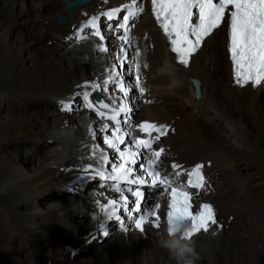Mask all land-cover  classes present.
<instances>
[{"label": "bare ground", "instance_id": "obj_1", "mask_svg": "<svg viewBox=\"0 0 264 264\" xmlns=\"http://www.w3.org/2000/svg\"><path fill=\"white\" fill-rule=\"evenodd\" d=\"M58 1L53 5L54 8L59 7ZM90 2L89 4L87 3L88 5L85 4V6H76L74 9L76 16L71 18V25L66 29V32L58 28L56 40L52 42L51 48L48 49V52L55 59L63 62V68L54 66L43 81L39 79L27 81L21 88L22 91H27L22 97L23 101H17L15 99V95L17 94L14 92H12L14 93L12 97L8 96L5 99H0V105H6L4 109L9 116V119L5 123H0L1 132L14 122L21 126L25 134H35V130H38L40 146L34 144V150L37 152L35 146H38V150L42 155V159L39 160L40 162L34 164L32 169L29 170V162L25 166L27 169L24 172L27 174L26 177L15 178L5 182L9 193L15 198L18 207L25 212L31 210V202L33 200L38 202L43 198L53 203V205H49L48 207L51 209L49 210L50 212L40 211L34 214L31 213L32 215L24 214V218L32 226L30 228L27 227L29 228L28 231L22 225H19L13 216H9L8 218L0 213V246L3 243L18 244L19 248L17 250L21 253H26V249L23 248L25 239L22 234L24 232L32 233L33 237L28 238L32 245L37 240L34 232L36 234L43 233L50 237H53L58 232V235L61 234L62 236L63 245L67 249L72 250L70 247H72L73 241H77L80 227L88 228L94 232L98 228L97 223L107 227L109 225L114 226L116 221H118V226L121 227L122 225L123 229H127L124 236L121 237L123 234L120 233V242H124L126 239L130 242L131 235L141 237L139 233L131 228L128 218L129 213L126 211L120 210L118 213L120 220H116L114 218L109 219L107 212L101 210V205L104 204L97 206L100 207L99 210H95L90 216L72 212L63 206H60V208L55 206L56 202L62 205L67 203L75 204L84 197V194L91 195L90 190L95 189L99 178H104V176L97 175V170L103 171L107 175L108 172H111L114 165L119 164L118 156L106 143L107 137H104V143L101 141L100 144L105 149L104 156H113L111 161H109L110 159L102 161L101 153L97 152V146V150H95L94 147L91 148L87 143L81 144L80 148L78 145V149L70 143L68 151H66L67 149H56L59 141L56 139L50 140L45 134V132L57 128V125L59 127V123L61 127L62 125H71L74 117L77 115L73 109L76 108L78 113L81 112L77 101H80V103L85 102L87 105L90 100L95 106L101 103L110 105L109 109H103L106 112V116L101 117L104 121V126L108 124L107 121L109 120L117 123L116 120L109 118L112 115L111 108H116L118 112L117 119L131 131L133 140L150 139L149 134L141 131L139 127L145 122L154 123L157 126H166L164 129L166 135L160 136L159 140L153 143L151 152L142 149V156L144 158L155 159L153 155L155 151L167 148L168 152L164 151L157 164L162 178L183 182V189L190 190L194 197L203 196L211 199L210 201L215 205V210L220 204V207L227 215V220L224 219L225 216L219 217L218 223H220L221 227H213L212 232L198 233L187 239L193 244L196 252L199 254V259L195 261L196 264L211 263L213 260L209 256L216 253L229 259V261L227 260L228 264H232L231 259L234 257L231 254L233 243H228L226 239L229 237L227 234L230 230L233 232H237L239 229L243 230V232L253 239L254 244L257 245L256 259L262 256L264 254V232L262 236L259 235V224L264 222V154L259 151L250 150L247 159L238 161L233 156V148H225L224 143L191 125L194 115L187 106V104H191L205 118L213 120L216 126H224L226 131L228 130L225 138L227 142L239 141L243 132V125L245 124H240L235 119L236 114L232 107L249 108L255 105L264 93V84L255 86L250 82L247 85H240L235 82L231 58L226 49L227 26L225 23H222L219 28L215 29L204 40L202 46L190 57L189 64L185 66L179 63L178 55L170 50L166 37L156 25L151 15L149 0H143L141 6L145 7L144 12L135 18L129 19L128 26L130 31L128 32V36L130 43L127 42V45H130V50L133 53L128 54L126 61L121 66L116 49L119 48L122 41H117L116 36L120 34L124 35L125 33L116 24L121 21L124 15H127V11H123V9L125 5H132V0H92ZM139 2L140 0H137V3ZM114 9H121L122 11L110 19L112 20V30L111 33L107 34L109 37L112 33L115 34H113L111 44L107 41V37L104 38L106 41L103 44L109 53V60L112 63L110 73H107V70L103 72L99 68H93L90 75H85L80 69V62L84 58L77 57L80 54H85V47L78 45L75 50H79V53H76L75 50L62 45L64 44V39L80 23L91 22L93 20L98 24V31H101L104 19ZM81 28L85 34L88 33V27L82 25ZM76 40L80 41L82 39L78 37ZM223 41L224 43H222ZM153 44L154 49L151 48ZM135 45L137 46L136 48ZM100 47H102L100 44L97 45L95 43L90 48L97 55V50ZM8 53L10 56H13L11 47L8 49ZM204 55H206L207 60L213 65L210 70L202 67ZM68 58H71L73 68L67 67ZM85 60H89V58H85ZM90 63L92 64L93 62L90 60ZM137 64L140 65L138 72L139 84L136 83ZM128 69H132V76L135 79L134 83L132 82L133 79L125 81L126 77L124 74L128 73ZM63 71L67 74V77L65 79L62 77L57 78V76H62ZM118 73H123V75L117 77ZM109 77H117L118 80L124 82L126 87L133 86L135 89L138 87V90L136 89L135 94L132 96V88L130 89L129 87V94L125 97L120 91L118 83L119 94L123 101L121 103L117 102L119 103L117 106L114 102H109L106 97L104 82ZM189 77L200 80V99L194 97L193 86L189 81ZM72 78L76 81L72 82ZM116 83L113 85L115 86ZM92 85H96L97 87L93 88ZM140 87L144 88L143 92L140 91ZM95 92L101 94V99L98 101L93 98ZM85 93L90 94L88 100L84 98ZM9 94L11 95V93ZM67 96H70L76 102L73 105H71L70 101L65 104L70 105V108H66L64 103H61L62 101L59 102V100ZM134 96L141 98L146 107L143 115L141 117L138 116L136 120L130 116V107L134 103ZM123 104V107H127V112L119 111L120 106ZM148 105L150 109H148ZM164 105H166V109H163ZM52 106L61 107V112L63 113L59 117L60 119L50 122L56 116L49 113ZM0 109L3 108L0 106ZM84 109L86 111L89 110V108L85 107L82 110ZM90 111L99 113L98 107L90 109ZM96 117L99 116L96 114ZM91 119V115L84 118L88 124L93 121ZM75 135L82 136L83 132L77 131ZM157 135L159 134L154 131L152 132L153 137ZM31 146L33 145H31V141L27 138L22 141H19V139L11 140L5 138L2 133L0 134V155L2 153L6 156L19 154L21 159L24 157L28 161L29 157L31 158L33 155ZM70 157H76V160L79 159L74 164H65V161ZM14 158L16 159V155ZM239 162L241 163L240 167L245 168H242L243 170L240 173L237 171L233 173L232 171L239 166ZM173 164L179 167L173 168ZM198 164L203 165L204 186L200 188L192 186L195 184V177L189 175ZM3 165L10 172L13 171L11 170L13 165L12 159L8 158L6 164H3L2 160H0V170ZM134 174L139 176L137 172H134ZM181 174H184L185 178H181ZM86 178H92L93 180L88 185L77 183V180L81 181ZM106 181L110 184L107 185L105 183L106 186L103 189L107 190L108 186L113 188H109L111 189L109 195H106L104 192V197L117 196L115 182L108 179ZM189 181L192 183L190 184ZM233 184L238 186L239 190L233 189ZM173 185L177 184L173 183L170 186ZM134 186L121 182L122 189L133 188ZM181 186L177 185V187ZM248 186L257 190V195L260 196L259 201H256L253 197L254 193L252 194L247 190ZM168 187L160 185L153 188L151 192H148L147 197L154 199L162 190L168 189ZM221 191L226 192L231 198L228 206L220 196ZM240 191H243V193H240ZM123 192L127 193V191ZM93 198L102 199L96 189L94 190ZM42 202L40 205L44 207L45 205L43 206ZM12 230H15L14 235L12 234ZM152 234L147 233L145 238H143L144 242H141L136 237L134 238L135 241L132 240L135 243L136 241L138 242L141 247L140 252L136 249H128L126 246H120L119 250H117L114 246L115 242L109 239L103 245L104 253L114 260H117V257L130 259L132 262L139 260L138 264H177L175 258L160 246L159 241L166 236L164 234H157V240L148 241ZM90 238L88 237L87 239L91 240ZM145 241L148 245L145 244ZM151 242L155 243L151 245ZM8 254L13 256L14 253L9 251ZM3 262L0 261V264Z\"/></svg>", "mask_w": 264, "mask_h": 264}, {"label": "rangeland", "instance_id": "obj_2", "mask_svg": "<svg viewBox=\"0 0 264 264\" xmlns=\"http://www.w3.org/2000/svg\"><path fill=\"white\" fill-rule=\"evenodd\" d=\"M0 1H1L0 4V52H1L0 53V99L2 98L5 99L8 96L12 97L13 94L16 93L17 95H15V99L17 101H23L22 97L27 93V91H22L21 88L22 86L25 85L27 81H33L34 79H39L40 81H43V79L47 76V74H49V72L54 68V66H59L61 67V69L63 68L64 66L63 62H61L58 59H55V57H53L52 54L48 52V49L51 48L52 42L56 40L55 38L58 35V28L63 29L64 32L67 31L66 29L71 25V18L76 16V12L74 10L76 7H74L70 11L66 10L64 6V0H59V1L58 0H0ZM57 1L59 7L54 8L53 5ZM143 8L145 10V7ZM63 16L65 18L64 24L60 22V18H62ZM122 22L123 19H121V21L118 24H116L117 27H119V25ZM82 25L88 27L89 31L87 34H85L83 30H81ZM86 25H89V22L80 23L76 28L72 29L68 33L67 38L64 39V44L62 45L65 47H69L72 50H75L78 47V45H83V47H85V54H80L79 56H77L84 58V60L80 62V69L85 75H90L93 68H99L103 72L107 70L106 72L110 73V68H112L111 67L112 63L109 60L110 58L109 53L107 52V50L105 51L102 49H104L103 44L104 41H106V39H104L105 37H107V41H109V43L110 42L112 43L113 34L115 33H112L110 37L107 34L109 32L111 33L112 20H110L109 17H106L104 19L101 27V31L99 30L103 38H101V36L95 35L96 31H98V27L95 28ZM119 29L121 28L119 27ZM78 37L81 38L82 40L80 41L76 40L78 39ZM95 43L97 45L100 44L102 46L100 47L99 50H97L98 51L97 55L90 48L91 45ZM222 43H224V41ZM10 47L13 52V56H10L8 53V49ZM136 47L137 46L135 45V48ZM128 48H129V54L130 53L132 54L133 51L130 50L129 44H128ZM151 48L152 49L155 48L154 44ZM75 51L76 53H79V50H75ZM85 58H89V60H85ZM203 59L204 60L202 62V67H204V69L206 70L212 69L213 65H211V62L207 60L206 55L203 56ZM90 60L93 62L92 64L90 63ZM69 66L70 68H73V63L71 61V58L67 59V67ZM128 70L130 71V72L128 71L129 74L128 73H127L128 75L124 74L126 77L125 81L127 82L128 80L131 81L133 79L132 82L134 83L135 79L132 76L133 74L131 72L132 69H128ZM66 75L67 74L63 71L62 76L61 75L57 76V78L62 77L63 79H65L67 77ZM72 80H73L72 82L76 81L73 78ZM104 83L106 86L105 93L107 100H109V102L111 101L114 102L115 105L118 106L119 103L123 101L119 94L118 83L114 82L112 79H110V77ZM114 83H116L115 86L113 85ZM131 88H132V96H133L138 87L135 89L133 86H130V89ZM9 93H11V95ZM60 101H62L61 103H64V105L68 101H70L71 105L76 103L70 96L62 98V100H59V102ZM77 103L81 112L78 113V111H76V108L73 109V111H75L77 114L72 121L73 123L71 125L69 124L66 126L62 125V127L60 126L59 123V127L57 125V128L45 132L47 138L50 140H55V139L58 140L59 145L56 147V149L59 150L67 149L66 151H68L69 149L68 145L70 143L74 147H76V149H78V147L80 148L81 144L83 145L87 143L91 148L94 147L95 150L98 149L97 150L98 153L104 155L105 149H103V146L100 144V142L102 141L101 134L104 130V124H103L104 121L99 116L98 112H91L90 109L87 111L85 109L82 110L84 107L88 108L85 102L80 103V101H77ZM0 106L3 108L0 109V123H5L9 119L8 113L4 109L6 105L5 106L0 105ZM123 106L124 104L121 105L120 107ZM187 106L194 115L191 125L194 128H198L204 133L211 135L212 138L224 143L225 148L227 149L233 148L232 149L233 156L238 161H243L244 159H247L250 150L259 151L260 153L264 154V93L263 95H261L260 100L257 101L255 105L250 106L249 108L246 109L239 108V106L232 107L236 114L235 119H237L240 124L242 123L245 124L243 125V132L241 134V138L239 141L234 140L227 142L225 138L226 135L228 134V130L226 131L224 126L222 127L216 126L213 120L209 118H205V116L201 115L197 111L198 109L193 107L191 104H187ZM147 107L148 109H150L149 105ZM145 108L146 107L142 102V99L138 98L137 96L136 97L134 96V103H132V106L130 107L131 118L136 120L138 119V116L141 117V115H143ZM163 109H166V105L163 106ZM61 111H62L61 107L59 108V106H52L49 113L56 115L55 116L56 118L53 116L54 118L50 120V122L56 119H60L59 117H61L63 113ZM95 113L99 117H96ZM90 115L92 117L91 120L93 121L90 124H88V122L85 121L84 118L89 117ZM14 119L16 120V118ZM107 122L108 124L113 123L110 120ZM77 131H82L83 135L76 136L75 134L77 133ZM1 133L5 136V138L11 140L19 139V141H22L27 138L31 141V145H33L31 146L33 155L31 158L29 157L28 161L24 157L22 158L23 159L22 160L19 154H10L6 156L2 153L0 155V160H2L3 164H6L8 162V158L12 159L13 161V165L11 169L13 171L10 172V170H7L6 166L4 165L0 170V213L3 214V216L4 215L7 216L8 218L9 216L10 217L13 216L16 219V222L19 225H22L28 231V229L32 226L24 218V214L32 215L40 211L48 212L49 210H51L50 208H48L49 205H53V203L43 198L39 200L40 202L39 201L36 202V200H33L31 202L32 203L31 210L25 212L20 207H18L15 198L9 193V189H7L8 187L5 182H8V180H13L15 178L26 177L27 174H25L24 172H26L27 170L25 166L28 165V162H29L28 165L29 170L34 167V164L40 162L39 160L42 159V155L38 150L39 149L38 146H40L39 131L35 130L34 132L35 134H25L21 126L18 125L16 122H14L13 124L9 125L6 128V130H4L3 132H1L0 130V134ZM95 142H97L96 145ZM34 144L38 145L37 147L35 146L37 152L34 150ZM164 150L168 152L167 148H165ZM15 155H16V159L14 158ZM150 156L152 157V155ZM108 159H110L109 161H111L113 159V156L108 157ZM238 165L239 168L237 167V169L233 170L232 171L233 173L234 171L240 173L243 170L242 168H245V167H240L241 166L240 162L238 163ZM181 175H182L180 176L181 178H185L184 174ZM92 180H93L92 178H86V179H82L81 181L77 180L78 181L77 183H81V184L83 183L85 185H88ZM106 180L107 179H105V177L99 178V180L97 181V186H95L97 192L100 193V197L102 198L101 200H99L98 198H93V193L95 189H91L90 190L91 195L84 194V197L75 204L67 203L65 205H62L59 202H56L55 206H57V208L63 206L64 208H67L72 212H76L78 214L83 213L86 216H90L92 213L95 212V210H99L100 207L97 206H100L101 204H106L105 203L106 198L104 197L103 193L105 192L106 195H109L111 189L113 188L108 186L107 190L103 189L106 186L105 183H107V185L110 184ZM174 184H177L179 186L181 185L184 186L183 182H179V181L177 182L174 181ZM177 185H173V186H177ZM233 189L239 190L238 186H236L235 184H233ZM247 190L252 194L254 193L253 197L255 198L256 201L260 200V196L257 195V190L255 188L248 186ZM240 193H243V191H240ZM220 196L223 199L224 203L227 204L228 206L231 202V198L229 197V195H227L226 192L221 191ZM149 198L150 197H148V199ZM196 198L206 199L209 201L211 200L203 196H196ZM41 202L43 206L45 205L44 207L40 205ZM69 202H71V200H69ZM216 214L218 216V219L219 217L225 216L224 219L227 220V215L220 207V204L218 208L216 207ZM97 226L98 228L94 232H92L88 228L80 227L79 232L77 234L78 239L77 241H73L72 247H70L72 248V250L67 249L66 246L63 245L62 236L61 234L58 235L59 234L58 232H56L53 237H50L43 233L36 234L34 232V235L36 236L37 240L36 242H34L33 245L30 244V241L28 239L33 237L32 233L24 232V234H22L25 239L24 240L25 245L23 248L26 249L25 251L26 253H21L17 250L19 248L18 244L12 245L9 243L7 244L3 243L0 246V261H4L2 264H90V263L91 264H138L139 263V260L132 262L130 259L127 260L123 257H117V260H114L113 258L109 257L104 253L103 245L106 242H108L110 239L111 241L115 242L114 246L117 250H119L120 246L121 247L126 246L128 249L130 248L134 250L136 249L138 252H140L141 250L140 245L138 244L137 241L136 243L133 241H135L134 238L136 237L139 238L141 242H144L142 237L131 235L130 242L128 241V239H126L124 242H120L119 236L120 233H122L123 228L122 225L121 227L118 226V221H116V224L114 226L109 225L107 227H104L100 223L99 224L97 223ZM259 230H260L259 235L262 236L264 232V222H261L259 224ZM14 231L15 230H12L13 235L15 233ZM154 234H152L151 238L148 241H155L158 239L157 235ZM228 235L229 237L226 238L228 243L229 242H231V244L233 243V250L231 254H233L234 257H232L231 259L232 264H264V254L260 257H257L256 259L257 245L254 244L253 239L250 238L245 232H243V230L239 229L237 232H233L230 230L228 231L227 236ZM122 236L124 235H121V237ZM88 237L89 238L91 237L90 238L91 240L87 239ZM153 243L151 242L150 244L152 245ZM145 244L148 245L146 241ZM9 251L14 253L13 256L8 254ZM209 257L213 261L211 263L207 262L206 264H217V262L218 264L229 263L228 262L229 259H226L219 253H216L214 255L211 254ZM145 261L147 262V260Z\"/></svg>", "mask_w": 264, "mask_h": 264}, {"label": "snow or ice", "instance_id": "obj_3", "mask_svg": "<svg viewBox=\"0 0 264 264\" xmlns=\"http://www.w3.org/2000/svg\"><path fill=\"white\" fill-rule=\"evenodd\" d=\"M143 0L137 3V0H132V5H125L123 11H127V15L123 16V23L119 25L124 30V35L120 36L121 41H127L130 43L128 32L130 31L128 22L130 18H135L139 14L144 12V8L141 6ZM152 10L155 13L157 21L160 23V27L164 33L168 36L171 42V49L174 53L178 54L179 63L187 66L189 59L194 52L200 47L205 37L209 36L214 29L225 23L229 27L230 31V51L231 59L234 62L235 67V82L240 85H247L250 82L259 86L264 84V0H151ZM122 10L114 9L107 15L109 19L114 18ZM228 13V20L225 21V13ZM195 17L196 22H193ZM91 27H98L95 20L89 22ZM95 35L101 36L99 31H96ZM194 37V38H190ZM101 38H103L101 36ZM102 50H107L106 48ZM122 58L127 57V52L122 48L120 53ZM123 65V59L120 61ZM140 65H136L137 75L136 83L139 84V72ZM123 73H118V76ZM117 77H110L114 82L119 83L120 91L125 97L129 94V87H126L122 80H118ZM96 88V85H92ZM140 91L143 92L144 88L140 87ZM89 93L84 94L85 100L89 99ZM66 108H70V105H64ZM87 107L89 109L97 108L99 110V116L105 117L106 112L103 109H109L110 105L101 103L98 106L92 104L89 100ZM119 111L127 112V107H121ZM112 115L109 117L112 120L117 121L115 129V135L107 139L106 143L115 149L118 153L121 163L114 165L111 172L107 175L103 171L97 170V175L104 176L105 179L115 182V191L122 193L123 191L130 192L135 197L131 203L134 205V210L139 212L141 210V202L145 199V193L140 187L135 190L132 188L122 189L121 182H126L129 185L143 186L146 183L159 187L160 185L170 186L174 181L167 178H161L159 171L156 170V165L160 161L164 149L155 151L153 153L155 159L149 158L145 168L144 175H135L132 165H136L138 158L143 153L141 149H146L151 152L153 143L158 141L160 136L166 135L164 131L166 126H157L154 123L145 122L141 124L140 130L148 133L150 139H135V145L137 151L131 149L127 151H121L120 145L124 143V134L119 127L120 121L117 119L118 112L116 108H111ZM156 132L159 135L152 136V132ZM131 135V133H129ZM102 161H107L108 157L101 154ZM178 165L173 164V168H178ZM203 165H196L190 176L195 177V184L193 187H203L204 177L202 175ZM191 184L192 182L189 181ZM184 186L172 187L170 192V202L168 204L167 211V231L169 233L175 232V222L178 220H188L191 222V227L183 232V237L190 239L194 234L201 232H207L212 225H217L216 210L209 203L198 205V210L193 213L192 211V196L191 194L183 190ZM129 200L125 195H121L118 200L113 199L108 202L107 205H101V210L107 212L109 219L120 220L118 214L120 209L129 210ZM159 204L155 206V210L150 211L146 216L141 215L136 220V227L141 232L144 231V224L150 217H155L152 223L156 227H160V216L158 214Z\"/></svg>", "mask_w": 264, "mask_h": 264}, {"label": "clouds", "instance_id": "obj_4", "mask_svg": "<svg viewBox=\"0 0 264 264\" xmlns=\"http://www.w3.org/2000/svg\"><path fill=\"white\" fill-rule=\"evenodd\" d=\"M147 195H148V192H147ZM196 199L199 201L211 202L209 200H202V199H198V198H196ZM150 200H151V198L148 199V197L146 196V198L144 200V204L147 205V203ZM213 205H214V203H213ZM214 209H215V205H214ZM216 216H217V214H216ZM217 221H218V218H217ZM174 227H175V232L174 233L168 232L169 234L159 241L160 246L162 248L166 249L171 254V256L173 258H175V260L177 261V264H195V261L197 259H199V254L196 252L193 244L182 236L183 232L191 227L189 221L188 220H178L175 222Z\"/></svg>", "mask_w": 264, "mask_h": 264}, {"label": "water", "instance_id": "obj_5", "mask_svg": "<svg viewBox=\"0 0 264 264\" xmlns=\"http://www.w3.org/2000/svg\"><path fill=\"white\" fill-rule=\"evenodd\" d=\"M90 1H92V0H64V6H65L66 10L70 11L74 7L85 5V4L89 3ZM0 4H1V1H0ZM60 22L62 24L65 23L64 16L62 18H60ZM189 81L191 82V84L193 86L194 97L196 99H200L201 98V82H200V80L198 78L189 77ZM93 98L98 101L101 99V94L99 92H95L93 95ZM75 162H76L75 157H70L66 160L67 165L74 164Z\"/></svg>", "mask_w": 264, "mask_h": 264}]
</instances>
